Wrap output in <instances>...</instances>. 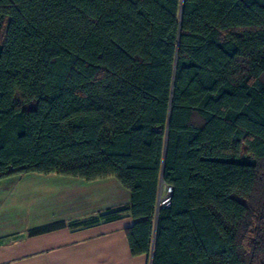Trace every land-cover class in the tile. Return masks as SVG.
I'll use <instances>...</instances> for the list:
<instances>
[{
	"label": "trees",
	"instance_id": "trees-1",
	"mask_svg": "<svg viewBox=\"0 0 264 264\" xmlns=\"http://www.w3.org/2000/svg\"><path fill=\"white\" fill-rule=\"evenodd\" d=\"M32 172L115 178L148 264H264V0H0V179Z\"/></svg>",
	"mask_w": 264,
	"mask_h": 264
},
{
	"label": "crops",
	"instance_id": "crops-1",
	"mask_svg": "<svg viewBox=\"0 0 264 264\" xmlns=\"http://www.w3.org/2000/svg\"><path fill=\"white\" fill-rule=\"evenodd\" d=\"M130 193L113 177L85 181L55 173L0 179V264H148L132 256ZM121 208L115 219L102 217ZM61 227L34 233L41 227Z\"/></svg>",
	"mask_w": 264,
	"mask_h": 264
},
{
	"label": "rangeland",
	"instance_id": "rangeland-1",
	"mask_svg": "<svg viewBox=\"0 0 264 264\" xmlns=\"http://www.w3.org/2000/svg\"><path fill=\"white\" fill-rule=\"evenodd\" d=\"M15 104H21L22 103V94L17 92L14 99ZM165 194V186L160 185L159 187V205H162V200Z\"/></svg>",
	"mask_w": 264,
	"mask_h": 264
},
{
	"label": "built area",
	"instance_id": "built-area-1",
	"mask_svg": "<svg viewBox=\"0 0 264 264\" xmlns=\"http://www.w3.org/2000/svg\"><path fill=\"white\" fill-rule=\"evenodd\" d=\"M170 194H171V187L165 186V194L161 203L162 205L166 206L169 204Z\"/></svg>",
	"mask_w": 264,
	"mask_h": 264
},
{
	"label": "water",
	"instance_id": "water-1",
	"mask_svg": "<svg viewBox=\"0 0 264 264\" xmlns=\"http://www.w3.org/2000/svg\"><path fill=\"white\" fill-rule=\"evenodd\" d=\"M157 213H158V208H157Z\"/></svg>",
	"mask_w": 264,
	"mask_h": 264
}]
</instances>
